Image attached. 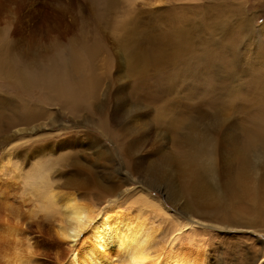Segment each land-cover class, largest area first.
Wrapping results in <instances>:
<instances>
[{"label": "rangeland", "instance_id": "1", "mask_svg": "<svg viewBox=\"0 0 264 264\" xmlns=\"http://www.w3.org/2000/svg\"><path fill=\"white\" fill-rule=\"evenodd\" d=\"M184 33L191 40L189 46L192 50L202 46V49L207 46L215 49L234 33L237 45L231 59L232 69L245 67L244 64L256 56L259 58H255L256 65L252 63L264 68V0H210L208 4L198 3L197 0H0V139L4 135L13 136L10 142L0 144V186H7L8 191H18L14 201L16 213L20 226L30 237L33 264H61L67 261L71 240L69 242L68 238L65 240L59 235L60 227L65 225L63 210L66 195H73L76 203L83 204L94 213L105 210V196L90 202L88 195H82L77 188L65 183L73 171V161H68L65 166L60 162L61 169L57 168L54 159L49 161L52 158H43L46 160L43 164L48 166L40 171L38 168L43 164L34 165L36 158L43 153L55 155L67 150H77V162L90 166L100 178L105 179V183L110 181L114 186L112 183L115 180L114 183L120 185L119 192L110 197L116 198L110 200V207L117 205V209L124 211L122 214L152 222L158 227L156 240L165 247L178 234L171 243L175 249L191 252L194 260L189 264H264L263 228L222 229L214 225H197L178 231L176 228L187 221L185 213L179 208L167 204L169 212L178 217V222L172 219V222L158 225L154 211L128 202L134 198L133 189L141 187L147 188L160 201H167L164 200L166 193L161 192L160 182L156 185L160 188L153 189L145 184L146 180L138 182L145 177L143 174L137 176L139 171L133 172V164L127 167L115 138L120 137L122 128L129 130L126 125L138 129L143 128L144 122L140 114L127 116L121 124L116 122L112 113L114 101L120 93L132 92L133 86L144 90L138 68L146 63L152 80L154 69L163 65H150L147 61L155 53L173 51L175 42L171 38L176 39ZM45 47L48 52L46 55L37 54L43 55L37 60L30 59L33 55L27 56L26 50L23 51L26 48L38 51ZM73 56L79 58V66L73 64ZM232 61H236L237 67ZM201 66L203 70L205 66ZM217 70L212 67L210 73L219 72ZM237 72H241L240 78L243 79L242 71ZM56 74L63 75L69 82L86 79L88 84L93 85L94 101L78 109L76 114L73 101L59 93L51 83L50 79ZM204 89L205 86L197 87L200 94L197 92L187 101H196L199 96L200 99L207 98ZM223 92V96L231 93L228 90ZM236 102L229 104L231 108L229 105L224 107L227 118L220 115L225 122L223 125L235 126L236 131L251 126L253 115L264 114V100L240 107ZM25 115L33 117L24 123L21 118ZM101 117H105L107 127L113 130L111 137H103L97 128ZM9 119L13 121L12 127L4 132L2 129ZM153 131L149 129L141 134L144 139L135 141L133 154L129 153L132 161L141 167H146L148 162L153 163L160 146L168 145L162 141L166 137L161 138ZM45 144L48 146L44 147ZM37 147L42 148L41 155L31 152V148ZM162 167L163 170L156 175L167 174L164 186L177 190L175 177L170 176L172 169ZM39 177H58L59 181L52 187L56 209H43L39 197L24 189V193L21 191L23 179L25 188L27 183H36ZM121 178L125 179L123 183L118 182ZM138 184L139 187L136 186ZM177 197L174 199L180 202H176L180 206L183 199L178 193ZM49 200L52 201L50 197ZM20 241L24 242V238ZM16 246L17 243L0 238V264H6L5 259L15 256ZM164 252L159 250L160 254ZM116 254L113 251L109 256L112 263L120 262ZM160 264L171 263L162 258Z\"/></svg>", "mask_w": 264, "mask_h": 264}, {"label": "bare ground", "instance_id": "2", "mask_svg": "<svg viewBox=\"0 0 264 264\" xmlns=\"http://www.w3.org/2000/svg\"><path fill=\"white\" fill-rule=\"evenodd\" d=\"M184 34L176 39L171 38L175 42L173 51L155 53L147 61L150 65L158 63L163 65L154 69L152 80L148 75L146 63L144 67L138 68V77L140 82H144V90L133 86L132 92L120 93L114 101L112 113L115 114L113 118L116 122L121 124L127 116L138 114L144 122L143 128L138 129L126 125L129 130L122 128L120 137L115 138L127 167L133 164V172L139 171L140 174L137 176L143 174L145 177L138 182L146 180L145 184L153 189L160 188L156 186L160 182L161 192L166 193L164 200L167 201L165 203L163 200L160 201L147 188L141 187L138 190L133 189L134 198L128 202L141 204L143 208H149L148 211H154L159 221L158 225L165 221L172 222V219L177 221L178 217L169 212L167 204L179 208L185 213L187 221L176 228L178 231L197 225L202 227L214 225L222 229H264V114L253 115L252 125L247 127L248 129L239 128L240 131H236L235 126L223 125L225 122L220 117L222 114L227 118L224 107L235 101L238 102L237 107H240L245 103L264 100V68L255 66L256 60L259 59L256 56L257 59L248 60V63L244 64L245 67L232 69L231 59L237 45L234 33L231 38L219 43L215 49L209 46L202 49L204 47L202 46L195 50L190 48L191 40L186 33ZM23 51L27 56L33 55L30 59L37 60L46 55L48 49L45 47L37 51L26 48ZM162 54V58H159ZM72 58L73 64L79 66V58L76 56ZM232 62L233 66L237 67L236 61ZM202 64L205 66L203 70ZM212 67L218 68L219 72L210 73ZM237 71H242L243 79L240 78L241 72ZM245 72L248 74L247 77ZM56 75L50 79L51 83L59 93L73 101L72 107L76 114L78 109L94 101L93 85L88 84L86 79L69 82L63 75ZM220 76L222 78L218 79ZM203 86L206 88L204 90L207 98L200 99L199 96L196 101H187L198 92L197 87ZM227 90L231 93H228L229 96H223L221 92ZM130 104L132 107L128 108ZM205 105H208V108H205ZM209 113L212 115H207ZM32 117L33 115L31 117L25 115L21 120L25 123ZM12 124L13 121L9 119L2 131H7ZM96 125L103 137L108 135L111 137L113 130L107 127L105 117L99 118ZM149 129L152 132L155 130L161 138L166 137L160 140L168 145L160 146L158 149L160 155L158 153L157 159H151L153 163L148 162L146 167H141L132 161L130 154H133L134 142H138L140 138L144 139L141 134ZM12 138L13 136L4 135L0 139V144L8 143ZM47 146L45 144L44 147ZM41 149L31 148V152L34 155H41ZM78 153L77 150L62 151L55 155L43 153L34 163L35 166H39L46 161L43 158H52L49 161L54 159L57 168L61 169L60 162L65 166L71 160L74 168L65 183L77 188L82 195H88L90 202L99 201L104 196L107 198L105 210L94 213L83 204L76 203L73 195H66L63 210L65 225L60 227L59 235L65 240L68 238L69 242L71 240V248L67 261L61 264H160L162 258L166 262L170 260L171 264L176 262L189 264L194 260L191 258L193 256H190L191 252L183 251L182 248L175 249L172 245V240L178 234L171 238L169 246L165 247L166 245L156 240L158 227L152 222L146 221L145 218L138 220L136 219L138 217L132 218L130 215L122 214L124 211L117 209V205L110 207V200H116L110 197L119 192L120 185L114 183L115 180L112 183L114 186L110 181L105 183V179L100 178L90 166L78 163ZM47 166V163L43 164L38 171ZM162 166L172 169L170 176L175 177L177 190L164 186L163 182L168 180L167 174L162 172L156 175L163 170ZM59 176L62 178L61 173ZM58 177L55 179L39 177L36 183H27L25 188L23 179L21 191L24 189L31 195L39 197L43 209H56L55 192L52 187L59 181ZM123 180L125 179L121 178L118 182L123 183ZM136 186L139 187V184ZM6 187L0 186L2 210L0 238L17 243L15 256H10L9 260L5 259L6 264H33L30 237L20 226L16 213L17 205L14 201L18 191H8ZM177 193L183 199L180 206L176 203L179 201L174 199L178 198ZM87 202L89 203L88 200ZM152 220L154 222V219ZM21 238H24V242L20 241ZM159 250L165 252L160 254ZM113 251H116L120 262L112 263L109 260Z\"/></svg>", "mask_w": 264, "mask_h": 264}, {"label": "clouds", "instance_id": "3", "mask_svg": "<svg viewBox=\"0 0 264 264\" xmlns=\"http://www.w3.org/2000/svg\"><path fill=\"white\" fill-rule=\"evenodd\" d=\"M197 2L201 4H208L210 3V0H197Z\"/></svg>", "mask_w": 264, "mask_h": 264}]
</instances>
